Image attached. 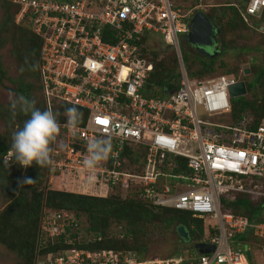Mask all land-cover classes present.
Here are the masks:
<instances>
[{"label":"built area","instance_id":"1","mask_svg":"<svg viewBox=\"0 0 264 264\" xmlns=\"http://www.w3.org/2000/svg\"><path fill=\"white\" fill-rule=\"evenodd\" d=\"M12 1L19 6L15 21L28 14L33 32L42 39L40 79L46 107L54 113L62 104L87 110L75 136L67 118L58 122L49 181L71 174L77 183L69 191L107 196L120 188L124 196L142 202L190 211L207 227L197 243L213 245L209 252L192 248L168 257L70 247L38 257L36 264H251L249 246H232L234 236L248 228L263 243L264 258V220L249 221L223 210L221 203L222 197L232 199L236 193L264 196V117L254 129L249 115L230 118L229 86L240 80L235 74H189L178 35L189 33L194 7L183 0ZM239 14L252 26L251 20L264 15V0H247ZM254 27L264 33V25ZM156 36L162 43L154 41ZM142 37L146 47L139 44ZM150 43L169 49L176 62L174 86L164 87L161 95L144 92L153 67ZM98 137L109 139L112 151L89 182L83 166L86 144ZM184 145L190 149H182ZM125 146L128 152L123 154ZM92 186L97 193L90 192ZM39 226L45 237L65 233L69 226L67 236L71 230L84 242L103 239L101 233L77 228L76 218L65 210L44 209Z\"/></svg>","mask_w":264,"mask_h":264},{"label":"trees","instance_id":"2","mask_svg":"<svg viewBox=\"0 0 264 264\" xmlns=\"http://www.w3.org/2000/svg\"><path fill=\"white\" fill-rule=\"evenodd\" d=\"M246 2L247 0H243L240 7ZM230 4V2H225L212 6L214 8L212 10L215 11L205 12V16L215 24L217 23L216 21L222 23L224 18L230 27H246L239 14L240 7ZM18 8V4L12 0H0V10L2 11L0 13V50L8 46L6 50L15 61L18 73L14 80L17 82L16 93L27 96L34 101L31 93L32 89L37 87L41 99L37 102L34 101L35 107L43 111L47 107L40 79V48L42 39L33 32L28 14L19 23L15 22V14ZM216 10L219 11L216 12ZM257 23H264V15L257 20ZM219 31L221 32L220 28ZM141 40L139 44L141 42L144 44L145 38L142 37ZM221 45H219L212 56L202 53L198 63H194L193 59H191L188 65L189 74L200 77L212 75L215 71L216 54L224 53L227 48L225 42L222 41ZM255 48L258 49L259 47ZM244 49L250 51L251 47H244ZM142 52L146 53L144 47H142ZM149 52L152 56L153 67L146 77L144 92L161 95L164 87L174 86L173 82L177 76L175 73L176 62L173 55H168L167 61L165 59L157 60V52L153 50ZM26 60L27 64L25 63ZM36 62L39 63L38 70L34 72L28 71V65ZM193 63L196 67H193ZM22 67L25 68L23 72L21 71ZM236 69L232 68L225 71L234 73ZM253 69L254 73L250 76V79L246 81L243 79L247 91L251 93V97L243 95L238 102L232 101L229 112L230 118H233L234 121L242 117L243 114L249 115L252 118L250 123V128L252 129L256 128L258 122L264 117V106L257 104L253 98L254 88L263 85L264 69L256 66ZM4 77L5 71L2 69L0 54V79ZM28 77L35 80L37 85L34 86L27 79ZM69 107L72 106L67 104L59 106V110L55 113L58 122L66 120V115L62 113ZM76 107L83 114L80 123L82 125L85 123L87 110L82 107ZM25 119L27 117L23 115H18L13 119L9 111V101H0V121L3 125H8L7 129L0 133V243L14 253L16 261L13 264H36L38 257L45 256L48 253L57 254L70 247L89 248L91 250L105 248L123 249L135 252L141 256L144 255L148 246V242L144 241L146 238L144 225L151 227L154 225L155 227L167 229L183 225L188 232L189 240L187 242L190 244V248L187 250L190 251H192L193 245L206 234L207 227L203 219L193 216L190 211L155 206L142 202L134 196L127 195L122 197L119 193L99 196L55 189L50 187L49 184L47 185L46 179L49 175V167L40 168L33 165L25 169L16 164L14 159H9L8 165L5 166L3 161L11 147L12 133L23 126ZM126 152H128V148L125 146L122 153L125 154ZM132 160L136 162L138 158L135 157ZM26 178H32L33 182H24ZM253 178L259 179V176H253ZM221 203L223 210L244 216L249 221L264 220V196L254 197L236 193L232 199L228 198V196L222 197ZM44 209L68 211L76 218L77 228L84 232L94 231L95 233H101L103 239L101 241L84 242L83 236L78 238L77 232H71V230L67 236L66 233L70 229L69 226H66L65 233H59L53 237L41 235L39 223ZM119 222L125 223L124 237L108 236L107 231L110 225ZM175 230L176 228H173L172 231ZM251 235L252 231L249 228L242 233H237L234 236L232 246L247 245L251 249V242L259 241L252 238ZM69 240L72 242H69ZM246 255L251 264H256L252 252L247 250ZM260 264H264L262 255Z\"/></svg>","mask_w":264,"mask_h":264},{"label":"rangeland","instance_id":"3","mask_svg":"<svg viewBox=\"0 0 264 264\" xmlns=\"http://www.w3.org/2000/svg\"><path fill=\"white\" fill-rule=\"evenodd\" d=\"M242 1L243 0H183L181 1V3L183 4L185 3L186 5L190 4L191 6L194 7V10L195 9L202 10L204 12L209 13L211 11H215L212 10L214 9L212 6H216L217 4L230 2V3H234L236 5L235 7H240ZM218 11L219 10H216V12ZM0 13H2L1 10ZM251 21H252V26L246 25V27H240V26L230 27L225 22L224 18L222 23L216 21L217 22L216 24H218L219 28L221 29V32L219 31V35L217 36L218 43L219 45H221L222 41L225 42L227 44V48L224 53L220 52L216 54V60L214 64L215 71L213 74H220V73L225 74L227 73L225 70L237 68L234 73H238V75H241V78L246 81L250 79V76L253 75L254 66L264 69V33L254 28V26L258 25L257 23H255L257 21H253V20ZM160 38L161 36H156L154 37V41H156L157 44H159V42L162 43V41H160L161 40ZM178 39L184 57V62L186 63L188 69V65L191 59H193L194 63H198L203 52L200 51L195 44L189 41L187 34L184 33L179 34ZM7 45L10 46L9 43H7ZM147 45L151 49H153V51H156L157 55L159 52V57H161V59H168L167 56L172 55L169 49H163L159 45L153 43ZM257 46L259 47L258 49L255 48ZM244 47H251V50L246 51ZM6 48H8V46L0 50L2 69L5 71V77L0 79L1 102L9 101L10 97L19 95L15 91L17 82L14 81L18 74L16 64L15 61L11 58V56L8 54ZM205 50L206 53H212L211 50H208L206 48ZM194 63H193V67H196ZM245 68L249 70V72L246 74L243 71ZM30 77H28L27 79H29ZM29 81L32 82L34 86L37 85L35 80L29 79ZM262 82L263 85L254 88V97L253 96L252 97L257 102V104H262V106H264V76L262 77ZM245 96L251 97V93L247 91ZM31 97L32 99H34L35 102L41 99L39 95V89L37 87L32 89ZM240 98L241 96L229 97V101L230 103L232 101L238 102ZM197 110L200 114H203L200 107H198ZM219 115H220L219 113L215 114L216 121L220 120L221 117ZM7 126H8L7 124L3 125V123L0 121V133H2L4 129H7ZM181 148L185 150L190 149L188 145L181 146ZM46 180H47V185L49 184L50 187H53L55 189H64V190L75 189L74 184L77 183L74 182L75 180L72 179L71 174H65L57 177L53 176L52 182L49 181L48 177ZM167 181L168 183H170L169 180ZM262 186L264 188V183L262 184ZM90 189H91L90 192L97 193L95 191L96 190L95 186L90 187ZM112 193H119L122 197H124L125 194L123 191L120 190V188L118 189V191ZM124 226H125L124 222L113 223L108 228L107 235H112L113 237H117L120 233L124 232ZM143 228L144 231L146 232V238L144 239V241L148 242L147 250L144 253L145 256L168 257V256H173L175 253L179 251L181 253H189L190 250L188 251L187 249L190 248V244L186 240L181 239V237L178 236L176 230L172 231L173 228L176 227L167 229L162 227H155L154 225L152 227L144 225ZM251 243H252L250 244L251 249H249V252H252V256L255 263L260 264L261 255H263L262 252L263 243H260L259 241H252ZM40 259L42 260L43 258L40 257ZM15 261H16V257L14 253L10 251L4 244L0 243V264H13Z\"/></svg>","mask_w":264,"mask_h":264},{"label":"clouds","instance_id":"4","mask_svg":"<svg viewBox=\"0 0 264 264\" xmlns=\"http://www.w3.org/2000/svg\"><path fill=\"white\" fill-rule=\"evenodd\" d=\"M230 5L236 6L234 3H231ZM196 13H202L205 16V12L202 10L195 9L193 16ZM253 21H257V20H253ZM211 23L213 25V28L216 30V33L212 37V40L215 41V47L217 51V48L219 47V43L217 39V36L219 35V26L214 22ZM257 24H258L257 26L264 25V23L262 24L257 23ZM202 52L208 55L206 52L204 51ZM212 55L209 54V56ZM25 63L26 64L28 63L27 60ZM38 68H39V63L36 62L29 64L27 70L34 72L37 71ZM24 70L25 68L22 67L21 71L23 72ZM225 74H234V73H225ZM235 75L238 76L240 80H243L241 78V75L238 74ZM9 111L13 119H15L18 115H23L27 117V119L24 120L23 126L21 128L17 129L12 133L11 147L7 153V156L4 158L3 161L5 166L8 165L9 159H14L16 164H18L19 166L25 169L32 167L33 165L40 168H46L51 166L53 162L52 161V153L54 151L53 144L56 142V139L60 132V124L58 123L57 117L53 112V110L49 107L42 111L39 108L35 107V102L33 100H31L27 96L18 95V96L10 97ZM65 113L67 116L68 126L71 129L73 135L75 136L77 134V129L79 124L81 123L83 114L79 111V109L75 105L66 108ZM86 148H87V156L83 160V166L88 170L89 172L88 179L89 182H91L95 177L96 169L103 162L109 159L110 153L112 151V144L109 139L104 137L91 138L87 141ZM24 182L31 183L33 182V179L26 178ZM122 233L124 237L125 230Z\"/></svg>","mask_w":264,"mask_h":264},{"label":"water","instance_id":"5","mask_svg":"<svg viewBox=\"0 0 264 264\" xmlns=\"http://www.w3.org/2000/svg\"><path fill=\"white\" fill-rule=\"evenodd\" d=\"M216 33V30L213 28L212 23L202 14L196 13L191 21L189 26L188 39L191 43L195 44L201 51L206 52L205 48L211 50L214 54L216 51L215 41L212 40V37ZM244 73H248L249 70L245 68ZM173 92V89H170V93ZM247 92L246 84L244 80H240L233 85L229 86V96H243ZM176 232L179 237L188 241L189 236L188 232L183 225L176 226ZM194 248L198 252H209L213 249V245L206 244L203 242L196 243Z\"/></svg>","mask_w":264,"mask_h":264},{"label":"snow or ice","instance_id":"6","mask_svg":"<svg viewBox=\"0 0 264 264\" xmlns=\"http://www.w3.org/2000/svg\"><path fill=\"white\" fill-rule=\"evenodd\" d=\"M98 123H101V124H106V123H107V121L100 120V121H98Z\"/></svg>","mask_w":264,"mask_h":264},{"label":"crops","instance_id":"7","mask_svg":"<svg viewBox=\"0 0 264 264\" xmlns=\"http://www.w3.org/2000/svg\"><path fill=\"white\" fill-rule=\"evenodd\" d=\"M216 48V47H215Z\"/></svg>","mask_w":264,"mask_h":264}]
</instances>
